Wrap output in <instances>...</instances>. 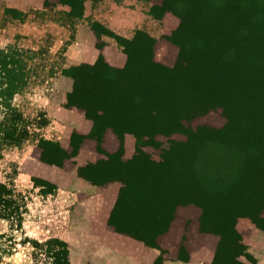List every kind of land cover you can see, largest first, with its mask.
Wrapping results in <instances>:
<instances>
[{
	"label": "trees",
	"instance_id": "1",
	"mask_svg": "<svg viewBox=\"0 0 264 264\" xmlns=\"http://www.w3.org/2000/svg\"><path fill=\"white\" fill-rule=\"evenodd\" d=\"M55 1L73 5L76 0ZM149 1L154 14L159 9L171 10L179 17V26L169 38L175 47L173 61L161 63L145 52L141 57L128 56L121 68L103 61L94 68L98 80L92 93L73 87L79 91L73 93L76 105L92 112L90 133L97 137L93 149L105 158L107 147L121 146L120 141L116 144L117 131L137 128L141 147H146L145 135L157 134L164 151L193 145L197 159L191 162L186 155L188 160L167 156L162 161L149 160L150 178L145 179L148 175L142 172L146 168L142 164L136 166L139 177L134 183L123 173V177L109 176L97 182L78 167V175L94 184L122 182L107 224L163 252L164 257L156 256L153 264L158 258L189 260L181 252L192 242L209 244L214 251L211 264H225V260L242 264L237 258L245 255V248L235 222L240 216L262 220L264 214V107L255 103L257 89L264 86V0ZM8 63L13 66L7 67ZM84 65L64 67L62 72L74 81L90 78L84 74ZM25 81L17 53L0 49V158L8 145L23 140L29 132L23 112L12 103ZM109 112L121 113L123 121L107 120ZM207 114L219 116V126L209 121L199 133L202 125L196 118ZM52 145L53 141L39 137L34 155L51 162L43 150ZM124 161L121 156L123 170ZM75 167L74 163L70 169ZM192 180L194 187H190ZM164 192L169 203L162 209ZM117 214L120 228L111 224Z\"/></svg>",
	"mask_w": 264,
	"mask_h": 264
},
{
	"label": "rangeland",
	"instance_id": "2",
	"mask_svg": "<svg viewBox=\"0 0 264 264\" xmlns=\"http://www.w3.org/2000/svg\"><path fill=\"white\" fill-rule=\"evenodd\" d=\"M8 1L0 0V49L7 54L17 53L18 62L23 65L26 81L12 103L23 112L29 132L23 140L8 145L0 158V184H4L0 187V264H92L102 241L108 240L103 232L102 214L107 211L108 223L122 182L110 180L105 185L95 184L98 186L95 193L79 189L73 191L76 194H71L59 190L58 186L75 183L79 168L93 175L97 182L103 178L107 180L109 176L123 177L120 175L123 173L134 183L139 177L136 166L141 168L143 164L146 168L142 172L148 175L145 179H149V160L162 161L164 156L171 160L173 157L188 160V155L195 163L197 150L192 148L193 145H182L164 151L166 147L157 134L153 137L145 135L147 144L141 147V142L138 144L137 141L138 130L132 128L116 132V144L120 141L121 146L119 149L106 146L108 158H105L103 153L93 149L97 137L90 133L94 125L92 112L76 105L73 93L79 94V91H73V87L82 93H92L98 80L94 77V68L100 67L103 61L121 68L128 56L141 57L145 52L161 63L172 62L175 47L169 38L179 26V17L171 10L159 9L154 14L149 0H132L141 3L150 20L125 37L93 16L82 19L83 0H76L73 5L45 0L48 3L43 1V5L25 9L12 7ZM145 34L154 41L148 40ZM83 64L84 74L90 78L80 77L74 81L71 75L62 72L64 67ZM12 66L7 64V67ZM256 94L255 103L264 107V86L257 89ZM209 101L213 104L214 96ZM106 116L107 120L117 119L120 123L124 117L117 112H109ZM196 120L202 125L199 133H203L209 121L211 126H219V116L200 115ZM96 133L97 136L102 134L99 129ZM41 136L54 142L43 150V156L51 162L34 155L35 144ZM121 156L126 160L124 170L119 167ZM74 163L76 167L70 169ZM195 184L192 180L190 187ZM164 193L160 197L162 209L169 203V197ZM93 211L96 215H92ZM166 212L164 209L163 215ZM118 215L112 218L114 227L122 224ZM107 223L109 229L139 239L115 230ZM235 228L245 248V255L237 260L242 264L252 261L264 264V214L262 220L256 221L240 216ZM112 241L119 242L116 238ZM148 248L152 249L149 250L153 255L164 257V253L160 254L156 248ZM181 253H187L191 260H202L204 264H211L214 255L205 242L199 246L192 242ZM224 263L233 264L227 260ZM154 264H162V260L158 258Z\"/></svg>",
	"mask_w": 264,
	"mask_h": 264
},
{
	"label": "crops",
	"instance_id": "3",
	"mask_svg": "<svg viewBox=\"0 0 264 264\" xmlns=\"http://www.w3.org/2000/svg\"><path fill=\"white\" fill-rule=\"evenodd\" d=\"M44 0H9L12 7L25 9L29 6L43 5ZM22 4V5H21ZM134 5V6H133ZM82 19L93 16L104 22L119 35L129 37L135 28L143 27L150 20V15L142 7L141 3L132 0H83ZM115 44V43H112ZM115 52V51H113ZM104 54H107L106 51ZM115 55H118L115 52ZM72 170L71 172H73ZM75 183L66 187L59 185V190L76 194L79 189H86L88 192H97L98 186L82 176L75 175ZM78 188V189H77ZM70 191V192H69ZM92 215H96L93 211ZM103 216V232L108 240L102 241V247L95 253L92 264H152L156 255L145 247L144 243L124 233L113 231L106 226L108 213L105 210ZM100 216V218H102ZM116 238L119 242H113ZM105 249V250H104ZM150 249V250H149ZM204 264L202 260H163L162 264Z\"/></svg>",
	"mask_w": 264,
	"mask_h": 264
}]
</instances>
